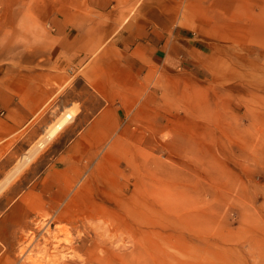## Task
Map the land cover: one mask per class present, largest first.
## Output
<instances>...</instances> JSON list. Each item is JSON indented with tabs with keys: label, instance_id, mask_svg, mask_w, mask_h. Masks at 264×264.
I'll use <instances>...</instances> for the list:
<instances>
[{
	"label": "rangeland",
	"instance_id": "obj_1",
	"mask_svg": "<svg viewBox=\"0 0 264 264\" xmlns=\"http://www.w3.org/2000/svg\"><path fill=\"white\" fill-rule=\"evenodd\" d=\"M14 13L19 0H0V66L12 63ZM245 18L255 38L203 41L214 53L188 72L195 85L182 72L180 101L145 126L163 121L162 133L139 135L116 165L86 166L81 196L63 199L83 213L38 212L5 264H264V10L246 0Z\"/></svg>",
	"mask_w": 264,
	"mask_h": 264
},
{
	"label": "crops",
	"instance_id": "obj_2",
	"mask_svg": "<svg viewBox=\"0 0 264 264\" xmlns=\"http://www.w3.org/2000/svg\"><path fill=\"white\" fill-rule=\"evenodd\" d=\"M20 1L12 63L0 66V264L14 260L38 212L83 213L63 199L81 196L74 185L86 166L116 165L139 135L162 133L163 121L145 126L180 101L182 72L195 85L188 72L214 53L203 41L224 48L255 38L245 33L246 0H44L33 15ZM262 7L252 0L254 15ZM43 21L47 32L33 29Z\"/></svg>",
	"mask_w": 264,
	"mask_h": 264
},
{
	"label": "bare ground",
	"instance_id": "obj_3",
	"mask_svg": "<svg viewBox=\"0 0 264 264\" xmlns=\"http://www.w3.org/2000/svg\"><path fill=\"white\" fill-rule=\"evenodd\" d=\"M67 110V111H66ZM66 110H64L65 111V113H64V115H63V113H61L63 116L62 117H60L61 116V114H60V116H58V117H60V119L57 117L56 119H59V120H56L55 122L56 123H54V125L53 126H50L51 128H49L48 130H47V128H48V125L46 126L47 128H46V130H47V132H45L46 133V135H44L45 137L43 138V135H42V137H39L40 138V140L38 141V147H41V146H43V144L46 142V140L48 139V138H50V137H52L58 130H59V128L64 124V123H66L70 118H71V116L73 115V111L74 110H71L70 111V108H69V110L68 109H66ZM63 111V112H64ZM75 112V111H74ZM54 122V121H53ZM52 122V123H53ZM51 123V124H52ZM45 130V131H46ZM44 132V131H43ZM57 134V133H56ZM42 138V139H41ZM34 149V148H33ZM34 151V150H33ZM33 151H32V153H33ZM31 155L32 154H30L29 155V153L27 154L26 153V155H24L23 156V158L21 159V162H20V165L19 166H17L16 167V170H18L23 164H25L27 161H29V159H30V157H31ZM34 155V154H33ZM27 164V163H26ZM24 167V166H23ZM13 172V171H12ZM12 172H11V174H12ZM6 181V180H5ZM9 181V180H8ZM1 188V187H0Z\"/></svg>",
	"mask_w": 264,
	"mask_h": 264
}]
</instances>
